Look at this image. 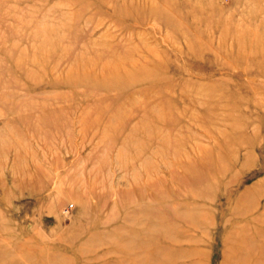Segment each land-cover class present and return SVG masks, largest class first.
Segmentation results:
<instances>
[{
    "label": "rangeland",
    "instance_id": "obj_1",
    "mask_svg": "<svg viewBox=\"0 0 264 264\" xmlns=\"http://www.w3.org/2000/svg\"><path fill=\"white\" fill-rule=\"evenodd\" d=\"M0 264H264V0H0Z\"/></svg>",
    "mask_w": 264,
    "mask_h": 264
}]
</instances>
